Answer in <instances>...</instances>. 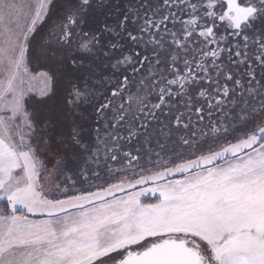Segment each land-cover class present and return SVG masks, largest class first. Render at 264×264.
Returning a JSON list of instances; mask_svg holds the SVG:
<instances>
[{"label":"snow or ice","instance_id":"1","mask_svg":"<svg viewBox=\"0 0 264 264\" xmlns=\"http://www.w3.org/2000/svg\"><path fill=\"white\" fill-rule=\"evenodd\" d=\"M0 264H264V0H0Z\"/></svg>","mask_w":264,"mask_h":264},{"label":"rangeland","instance_id":"2","mask_svg":"<svg viewBox=\"0 0 264 264\" xmlns=\"http://www.w3.org/2000/svg\"><path fill=\"white\" fill-rule=\"evenodd\" d=\"M46 70H47L46 68L39 66L37 59H33L32 62L29 64V71L33 75L40 73L42 71H46ZM32 87H33V92L30 93L31 98L29 99V102H28V108L31 111L35 107L39 111L40 107L38 105H33L32 101L40 99L38 94H39L40 90L44 87V85L39 80V78H37V80L32 82ZM141 199L144 202H149L150 200H153L154 198L151 196V194H148L146 197H142Z\"/></svg>","mask_w":264,"mask_h":264},{"label":"flooded vegetation","instance_id":"3","mask_svg":"<svg viewBox=\"0 0 264 264\" xmlns=\"http://www.w3.org/2000/svg\"><path fill=\"white\" fill-rule=\"evenodd\" d=\"M37 62H38V64H39L40 67L44 63L43 59H37Z\"/></svg>","mask_w":264,"mask_h":264},{"label":"trees","instance_id":"4","mask_svg":"<svg viewBox=\"0 0 264 264\" xmlns=\"http://www.w3.org/2000/svg\"><path fill=\"white\" fill-rule=\"evenodd\" d=\"M40 107V106H39ZM38 110V109H37ZM53 150H55V145L53 146ZM149 202H152V200H150ZM145 203H147V202H145Z\"/></svg>","mask_w":264,"mask_h":264}]
</instances>
